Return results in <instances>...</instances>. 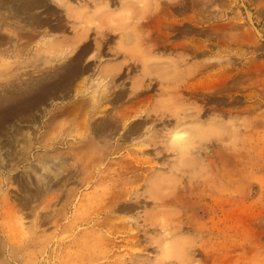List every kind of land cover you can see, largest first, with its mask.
<instances>
[{"label": "rangeland", "instance_id": "1", "mask_svg": "<svg viewBox=\"0 0 264 264\" xmlns=\"http://www.w3.org/2000/svg\"><path fill=\"white\" fill-rule=\"evenodd\" d=\"M158 1L160 17L141 27L152 57L139 62L131 10L154 0H0V264H264V0ZM182 51L181 73L225 70L209 99L184 101L209 108L201 119L222 135L201 154L207 198L150 225L151 200L110 197L147 175L142 192L180 155L140 147L152 122L117 115L158 97V86L132 92L151 58L164 66L154 73H180Z\"/></svg>", "mask_w": 264, "mask_h": 264}, {"label": "bare ground", "instance_id": "2", "mask_svg": "<svg viewBox=\"0 0 264 264\" xmlns=\"http://www.w3.org/2000/svg\"><path fill=\"white\" fill-rule=\"evenodd\" d=\"M168 1L170 2V0ZM129 3L131 4L127 7L132 9L134 3L132 1H129ZM153 3V7H150L151 9L149 8L148 2H145L143 8L141 7L140 9H135L136 6L134 5V10H131L133 12L135 10H137L136 12H138V10L141 11L138 12L139 14H141H138L140 16L141 22H139V19L136 22L137 24L134 23V29H136L135 36L138 40L140 49H142V52L139 53L140 55L137 54L138 60H143V56L146 55L152 57L149 54L155 46V44L151 42H146L147 45L144 44L145 36L143 31L141 30L142 24L146 25L149 22L148 19L150 17H160V11L158 9L159 1L154 0ZM136 12L134 14L128 15L127 18H129V16L131 15V17H133ZM181 48L187 51L189 49H193L194 51L199 50V46L189 43V41L182 43ZM125 52L126 54L128 53V51H124V54ZM179 54L180 56L178 57V60L172 62V68L174 67L179 69L177 65H179V62L181 63L182 61H184L186 59L185 56L189 53L182 51L179 52ZM139 56L143 58H139ZM148 56L146 57L147 59H149ZM129 57L132 60L134 58L133 55ZM140 60L139 62H141ZM150 60L151 62H154L156 64L152 63L153 65L151 66V69L148 66L149 63L146 64L148 67L146 66V69H142V74L137 78H134V88L132 89V92L136 95L137 90H139L140 88L142 89V87L143 90L150 91L154 88V86H158L157 89L160 91L158 97L153 99L154 94H149V98L153 99L151 102L148 101V104L144 105L143 108L119 113L117 115V121H123L124 119H127L132 115L139 116L140 120L144 122L151 121L153 124L152 127L155 130L149 133L146 138H143L141 140V142L139 143L140 147L143 146L145 150H151L154 148L156 150V155H159L160 157H162L163 155L166 156V158H164L165 162L170 161L167 158L169 154H179L180 156L177 155L178 159L170 161L171 164L169 165V168H166L168 173L167 175L155 173L156 175H153V177H151L150 180L147 181L146 186L144 187L142 192H138V189L141 188L142 185H145L147 175L142 176V182L134 186L132 189L129 188V190L128 187H123L119 192L115 191L113 196L110 197V206H114V203L120 200H123L124 202H130L131 204L138 206L143 198H147L152 201L154 207L152 208L153 211L144 215L143 220L152 225L154 223V220H156L159 215L165 214L167 217V215H170L171 211L173 212V209L176 208V216L178 217L185 211V208H187L186 205L189 202H200L202 199L205 200L207 198V194L205 192V188L207 186V177H205L204 175L208 171H211L212 164L210 161H207L204 164V160L201 157V154L206 156L207 151L205 149L210 146L208 145V142H210V139L212 137L216 136V134L217 136L222 135L223 124L220 121L213 119H201V111H208L209 108L200 109L196 106L187 107L184 104V101L186 99H197L199 97H202L203 99H209L211 95L207 96V91L214 90L212 88H217V90H219L224 86L223 72H225V70H220L221 72L216 73H197L199 72L200 68L204 66L203 64H198L192 66V73H181L182 70L180 69V73H154L157 71L159 72L160 69H162L164 66H162L156 59L151 58ZM134 62L137 63V61ZM194 71L196 73H193ZM145 81H147V84L144 83ZM184 93L187 95V97L184 96ZM85 107L81 105L76 107V109L74 110V112H78V118H80L81 122L78 121V119L77 121L81 124H85L88 114L87 112H85ZM112 120H116L114 116ZM173 121H175V123L174 126L170 129L171 132L169 133V136H164L163 130L170 122ZM187 121L195 123L194 127H192L189 132L183 128V125ZM157 125H159L160 127H156ZM132 128L133 126H128L125 130L123 129L124 131L123 133H121V136L123 138H127L130 135L131 130L135 132L137 129V127L133 129ZM187 156L188 158L184 159ZM180 157L182 158L180 159ZM196 166L199 167V171H195ZM195 191L198 192L196 193ZM149 229H151V227ZM218 231L222 232V229H218ZM0 232L3 233L4 231L1 230Z\"/></svg>", "mask_w": 264, "mask_h": 264}, {"label": "crops", "instance_id": "3", "mask_svg": "<svg viewBox=\"0 0 264 264\" xmlns=\"http://www.w3.org/2000/svg\"><path fill=\"white\" fill-rule=\"evenodd\" d=\"M25 12H26V11H25ZM29 12H30V11L27 10V13H29ZM31 12L34 14V11H33V10H32Z\"/></svg>", "mask_w": 264, "mask_h": 264}]
</instances>
